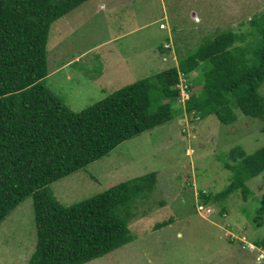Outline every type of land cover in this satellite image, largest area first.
Masks as SVG:
<instances>
[{
	"label": "rangeland",
	"instance_id": "1",
	"mask_svg": "<svg viewBox=\"0 0 264 264\" xmlns=\"http://www.w3.org/2000/svg\"><path fill=\"white\" fill-rule=\"evenodd\" d=\"M262 12L264 0H90L52 25L49 74L41 83L81 112L179 66L221 31L242 33L237 46H256L249 20ZM174 109L173 121L49 186L68 208L157 174L154 192L138 202L129 225L134 240L87 264H264V172L248 181L253 194L237 189L227 196L235 173L223 165L233 148L250 154L264 146V121L238 112L227 125L215 115L191 123L192 116L178 113L179 103ZM33 201L28 197L0 225V264H27L34 252ZM165 221L171 223L156 229Z\"/></svg>",
	"mask_w": 264,
	"mask_h": 264
},
{
	"label": "trees",
	"instance_id": "2",
	"mask_svg": "<svg viewBox=\"0 0 264 264\" xmlns=\"http://www.w3.org/2000/svg\"><path fill=\"white\" fill-rule=\"evenodd\" d=\"M88 1L0 0V225L33 198L37 244L27 264H87L134 240L129 225L138 202L156 188L155 172L68 208L49 186L173 121L177 103L191 123L215 115L227 125L238 112L264 121V12L249 20L256 46H237L242 33L221 31L179 66L73 112L41 82L49 74L52 25ZM180 75L188 80L187 100ZM223 165L235 173L227 196L237 189L253 194L247 183L264 172V146L250 154L233 148Z\"/></svg>",
	"mask_w": 264,
	"mask_h": 264
},
{
	"label": "clouds",
	"instance_id": "3",
	"mask_svg": "<svg viewBox=\"0 0 264 264\" xmlns=\"http://www.w3.org/2000/svg\"><path fill=\"white\" fill-rule=\"evenodd\" d=\"M182 81H184V84L187 85L188 81H187L186 79H184L182 75H180V84H179V86H180V88H181V90H182V94H184V95L187 97V99H188V98H189V94L186 92V88H184V87L182 86V85H184V84H182ZM181 86H182V87H181ZM183 97H184V96H183ZM207 211L210 212V210H207Z\"/></svg>",
	"mask_w": 264,
	"mask_h": 264
},
{
	"label": "built area",
	"instance_id": "4",
	"mask_svg": "<svg viewBox=\"0 0 264 264\" xmlns=\"http://www.w3.org/2000/svg\"><path fill=\"white\" fill-rule=\"evenodd\" d=\"M182 84H184V81H182ZM182 86H183L184 88H186V87H187V85H185V84H184V85H182ZM208 212H209V211H208Z\"/></svg>",
	"mask_w": 264,
	"mask_h": 264
},
{
	"label": "crops",
	"instance_id": "5",
	"mask_svg": "<svg viewBox=\"0 0 264 264\" xmlns=\"http://www.w3.org/2000/svg\"><path fill=\"white\" fill-rule=\"evenodd\" d=\"M172 68V67H171Z\"/></svg>",
	"mask_w": 264,
	"mask_h": 264
}]
</instances>
